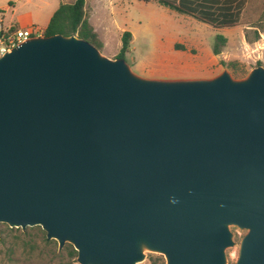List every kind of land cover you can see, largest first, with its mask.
Segmentation results:
<instances>
[{
	"label": "water",
	"instance_id": "water-1",
	"mask_svg": "<svg viewBox=\"0 0 264 264\" xmlns=\"http://www.w3.org/2000/svg\"><path fill=\"white\" fill-rule=\"evenodd\" d=\"M0 223L77 264H264V67L151 78L74 34L0 55Z\"/></svg>",
	"mask_w": 264,
	"mask_h": 264
},
{
	"label": "rangeland",
	"instance_id": "rangeland-1",
	"mask_svg": "<svg viewBox=\"0 0 264 264\" xmlns=\"http://www.w3.org/2000/svg\"><path fill=\"white\" fill-rule=\"evenodd\" d=\"M239 1V20L228 27H213L153 0H103L101 7L87 0V6L94 10L92 21L99 20L102 28L113 33L108 46L97 48L102 55L117 58L119 28L131 34L122 58L137 75L206 78L225 68L232 77L240 78L255 65L264 67V0ZM57 4L58 0H0V11H4V23L9 18L14 22L31 21L34 23L27 27L38 31ZM216 34L223 35L225 41L219 46L220 52L213 54ZM221 61H234L237 71L233 73ZM39 229L26 226L21 231L0 223V264H77L63 250L58 252L56 242L46 240ZM230 231L235 244L225 249L226 264L233 263L238 240L245 232L233 226ZM136 264H163V259L156 253L145 252L144 259Z\"/></svg>",
	"mask_w": 264,
	"mask_h": 264
},
{
	"label": "trees",
	"instance_id": "trees-1",
	"mask_svg": "<svg viewBox=\"0 0 264 264\" xmlns=\"http://www.w3.org/2000/svg\"><path fill=\"white\" fill-rule=\"evenodd\" d=\"M148 1V0H144ZM157 3L174 8L175 10L187 14L199 21L209 24L213 27H228L235 25L239 20L241 12V1L239 0H154ZM14 29V27L12 28ZM43 35L59 33L62 35L74 34L80 37L96 48L101 46L96 33L87 21V14L83 8V0H74L71 3H60L50 15L45 27L42 30ZM257 33H255V37ZM131 34L127 30H123L120 34V47L117 57H123L124 52L128 48ZM225 41V37L221 34L214 36L211 47L213 54L220 52L219 46ZM233 73L237 71L234 61L223 62ZM244 72L243 70H238ZM39 229V226H36ZM41 230V229H39ZM51 243H54L51 240ZM61 250L66 256L75 258V250L70 244L65 243ZM60 250V251H61ZM59 252V251H58Z\"/></svg>",
	"mask_w": 264,
	"mask_h": 264
},
{
	"label": "crops",
	"instance_id": "crops-1",
	"mask_svg": "<svg viewBox=\"0 0 264 264\" xmlns=\"http://www.w3.org/2000/svg\"><path fill=\"white\" fill-rule=\"evenodd\" d=\"M74 0H58V4H60V3H71V2H73ZM154 1V0H153ZM176 1V0H175ZM93 2H94V4L95 5H99L100 7H101V5H104L103 4V0H93ZM194 0H191V5H193L194 3ZM57 4V5H58ZM88 5V2H87V0H83V8H84V11L86 12V14H87V21H88V23L90 24V26L92 27V29H93V31L96 33V36H97V38H98V40L100 41V43H101V46H103V47H106V46H108L109 45V37L110 36H112V31H109L108 29H104V28H102V23H100L99 22V20H94V21H92V19H91V15L93 14V8L92 7H89V6H87ZM164 6V5H163ZM104 7V6H103ZM166 8H168V9H171V10H174V11H177V10H175L174 8H169V7H167V6H165ZM1 9V8H0ZM7 8H5V10H6ZM177 12H179V11H177ZM0 13H1V16H2V21H3V17H4V11H0ZM184 14V13H183ZM48 20V19H47ZM4 23V22H3ZM31 23H34V22H31V21H29V22H17V21H13V19L11 20L10 18L7 20V22L6 23H4L5 25H9V26H11V28H13L14 27V29L15 28H24V27H27V25L28 24H31ZM46 23H47V21H46ZM46 25V24H45ZM45 26H43V28H44ZM43 28L41 29V30H43ZM124 29H122V27L121 28H119L118 29V32L121 34V32L123 31ZM119 37H120V35H119ZM119 46H120V43H119Z\"/></svg>",
	"mask_w": 264,
	"mask_h": 264
},
{
	"label": "built area",
	"instance_id": "built-area-1",
	"mask_svg": "<svg viewBox=\"0 0 264 264\" xmlns=\"http://www.w3.org/2000/svg\"><path fill=\"white\" fill-rule=\"evenodd\" d=\"M40 33L41 29L35 31L32 26L12 29L11 26L3 23L0 13V55L4 52H8L12 47L18 45L26 38L38 36Z\"/></svg>",
	"mask_w": 264,
	"mask_h": 264
}]
</instances>
